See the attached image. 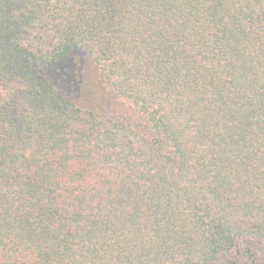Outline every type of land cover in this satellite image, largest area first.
<instances>
[{"label": "trees", "instance_id": "16d2710c", "mask_svg": "<svg viewBox=\"0 0 264 264\" xmlns=\"http://www.w3.org/2000/svg\"><path fill=\"white\" fill-rule=\"evenodd\" d=\"M73 53L128 113L55 88ZM244 261L264 264V0H0V264Z\"/></svg>", "mask_w": 264, "mask_h": 264}, {"label": "rangeland", "instance_id": "374dc122", "mask_svg": "<svg viewBox=\"0 0 264 264\" xmlns=\"http://www.w3.org/2000/svg\"><path fill=\"white\" fill-rule=\"evenodd\" d=\"M53 69L58 71H49V80L64 97L75 101L79 106L95 109L109 116L130 111L126 103L115 98L98 81L94 65L86 56L73 53L58 62Z\"/></svg>", "mask_w": 264, "mask_h": 264}]
</instances>
